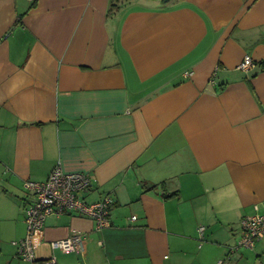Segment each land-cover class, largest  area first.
Listing matches in <instances>:
<instances>
[{
	"label": "crops",
	"instance_id": "0c3cea01",
	"mask_svg": "<svg viewBox=\"0 0 264 264\" xmlns=\"http://www.w3.org/2000/svg\"><path fill=\"white\" fill-rule=\"evenodd\" d=\"M58 164L112 199L110 226L50 215L37 260L264 264V240L231 251L264 214V0H0L2 264H30L24 183Z\"/></svg>",
	"mask_w": 264,
	"mask_h": 264
},
{
	"label": "built area",
	"instance_id": "2783aa9c",
	"mask_svg": "<svg viewBox=\"0 0 264 264\" xmlns=\"http://www.w3.org/2000/svg\"><path fill=\"white\" fill-rule=\"evenodd\" d=\"M252 66L253 60L245 56L238 68L245 71ZM92 184L93 180L88 174L66 173L59 164L55 166L45 181L25 182L24 188L33 194L35 201L26 212L25 237L13 242V245L17 247L18 258L30 264H56L54 256L46 260H37L34 254V238L43 227L45 219L50 215L59 217L63 214L74 213L81 218L95 222L99 230L109 227L108 216L113 201L105 196L96 202L87 203L85 195L91 189ZM132 220H135V217H132ZM240 225V237L231 251L241 248L251 249L257 242L264 240V214L255 213L245 216ZM204 229V227L198 229L200 236L203 235ZM50 245L52 250H59L62 253L80 252L83 250V236L75 234L63 240L54 241Z\"/></svg>",
	"mask_w": 264,
	"mask_h": 264
},
{
	"label": "rangeland",
	"instance_id": "374dc122",
	"mask_svg": "<svg viewBox=\"0 0 264 264\" xmlns=\"http://www.w3.org/2000/svg\"><path fill=\"white\" fill-rule=\"evenodd\" d=\"M164 1H166V0H164ZM4 227H6V224L0 221V243L3 244V246H5V244H7V245L10 246V242H11L10 236H9V234L6 231L3 230ZM3 246H2V249L4 248ZM10 248L11 249H8V251L13 250V252H14L13 256H14L15 260L18 262L19 260L15 256V250H14V248H12V247H10ZM4 256H7V253ZM0 264H2V262H1V255H0Z\"/></svg>",
	"mask_w": 264,
	"mask_h": 264
},
{
	"label": "trees",
	"instance_id": "16d2710c",
	"mask_svg": "<svg viewBox=\"0 0 264 264\" xmlns=\"http://www.w3.org/2000/svg\"><path fill=\"white\" fill-rule=\"evenodd\" d=\"M115 1H117V2H118V1H121V0H115Z\"/></svg>",
	"mask_w": 264,
	"mask_h": 264
}]
</instances>
